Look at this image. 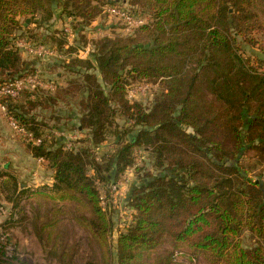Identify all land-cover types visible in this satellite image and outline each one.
<instances>
[{"label":"trees","instance_id":"obj_1","mask_svg":"<svg viewBox=\"0 0 264 264\" xmlns=\"http://www.w3.org/2000/svg\"><path fill=\"white\" fill-rule=\"evenodd\" d=\"M140 1L150 23L125 38L90 42L89 58L80 59L74 56L89 43L78 44V32L100 16V8L126 5L121 0H0V85L38 72L14 44L21 19L43 27L61 8L84 24L71 26L77 43L61 66L75 77L69 82L75 88H60L55 97L26 91L25 104L19 101L23 94L1 98L8 114L40 138L49 126L25 106L55 108L76 92L83 99L78 112L62 111L63 127L89 132L96 146L114 139L113 152L101 162L90 148L65 149L62 137L28 146L34 158L48 162L55 182L54 194L37 195L79 205L75 219L109 258L113 225L96 184H116L135 166L134 150L142 147L150 150L155 173H145L130 189L136 214L118 236L117 264H171L173 254L150 262L164 241L210 253L216 263L264 264V188L242 166L250 153L264 155V60L258 68L242 53V43L264 48V24L252 15L259 0ZM57 41L67 44L63 37ZM140 81L165 86L151 106L127 99ZM61 117L51 127L58 132L65 131ZM57 225L49 226L55 231ZM61 251L64 258L66 248Z\"/></svg>","mask_w":264,"mask_h":264},{"label":"rangeland","instance_id":"obj_2","mask_svg":"<svg viewBox=\"0 0 264 264\" xmlns=\"http://www.w3.org/2000/svg\"><path fill=\"white\" fill-rule=\"evenodd\" d=\"M112 1L116 0H106V2ZM121 3L126 4L125 6L131 10L139 12L147 24L150 23L148 9L145 8L143 1L121 0ZM106 7L104 6L102 10L100 8V16L96 17L84 31L78 32V44L83 46L90 42L97 44L105 38H125L135 31L129 30L121 20L107 14L105 11ZM255 13L260 18L261 23L264 24V0L258 1L257 9L252 12L254 16L253 20L256 17ZM41 16L42 14H38L35 20H40ZM26 20L23 22L22 28H18L14 36L27 37L35 43L45 44L58 51L60 50L59 53L63 56L68 51L67 49L74 47L77 43L76 39L72 40L66 36L64 28L72 26L73 28L78 27V30L80 26L84 25L80 19L73 20L66 15L61 8L56 9L52 21L43 27H40L37 21H30L27 24ZM62 37L67 42H72L69 48H66V45L62 47L57 43V40L59 38L62 39ZM19 53L21 58L28 64H32L33 68L45 79L55 82L57 87L54 92H49L51 96L55 97L60 88H75V86H70L69 84L71 80H76L74 79L75 77L61 68L64 65L63 62L68 60L66 57L64 59L52 58L43 62L33 59L20 51ZM242 53L246 60L258 68L260 67V61L264 60V48H262V45L250 47L242 43ZM131 86L141 87L142 90L140 93L135 94L132 99H129L127 95V99L131 102H140L145 106L153 105L160 94L163 93V90H165L164 84L161 83L152 84L140 81L135 82ZM30 93L33 94L32 92ZM26 96L27 94H23L19 100L20 104H25L27 100ZM35 97V95L32 96L31 100L35 99ZM81 98L83 99V97L76 95V92H73L70 97L60 100L58 106L55 108L51 107L42 111V109H34L30 105H26L25 107L28 112L35 114L40 122L49 126V128L44 129L42 136H49L50 140L49 138H46V140L50 142L54 137H57L56 132H58V129L51 128L57 125L54 119L62 116L60 126L63 127L64 125L62 124H66L67 121L64 119L62 111L66 112V110L71 108L78 112L77 106L82 100ZM117 122L122 124V119H117ZM53 130L56 131L53 132ZM64 130L63 132L67 134V138L71 136L76 137L73 141L72 149L90 148L98 162H101L105 156L113 152V138L96 146L90 142L89 132H81L77 128H70L69 126L64 128ZM189 132L192 131L189 129ZM20 139L24 148L27 149L28 146L32 145L31 142L29 143L21 137ZM63 139L65 142L67 141V139ZM134 159L135 166L128 169L116 184H112L111 186H106L100 182L96 184L102 196V204L108 211L113 225L112 233L108 239L111 251L109 258L93 236L83 229L75 219V214L78 213V209H81L79 205L54 203L50 198L37 195L38 191L46 192L49 195L54 194V184L52 186L47 183L46 177L44 180H41V177H44L46 172L49 178L52 177V171H48L46 164L43 163L47 162L46 160H30L31 169H38L39 175L31 173L28 167L24 168V166L23 168L19 166L16 170H13L16 172L15 174L10 169H0V205L9 208L15 217L9 223V228L17 250L23 255L21 264H117L118 236L120 233L125 232L132 224L136 214L129 204L130 189L145 173H155L150 150L142 147L136 148L134 150ZM242 166L249 169L251 171L249 176L256 181L260 180L259 182L264 188V155L252 152L242 160ZM94 174V171L90 169L89 175L94 177ZM4 177H7V179ZM19 183L23 185V189L21 190ZM114 186L117 187L114 188ZM53 223L58 224L57 231H54L49 226ZM247 240L248 238L246 237L245 242H248ZM63 246L66 248L64 258L61 254ZM153 254L150 257V262H153L156 256L160 257L159 260L165 262L173 254L171 264H227L224 261L216 263V259L210 253H195L185 245L175 248L168 241H164L156 250V253Z\"/></svg>","mask_w":264,"mask_h":264},{"label":"built area","instance_id":"obj_3","mask_svg":"<svg viewBox=\"0 0 264 264\" xmlns=\"http://www.w3.org/2000/svg\"><path fill=\"white\" fill-rule=\"evenodd\" d=\"M106 13L112 17L121 20L129 30H135L146 24L145 19L140 15L136 14L134 11L127 8L125 5H108L106 7ZM64 33L66 36L75 39L76 35L71 26L64 28ZM59 36V34H58ZM15 47L21 53L28 55L29 57L45 61L52 58L64 59L65 55L59 53L57 49L46 46L45 44L35 43L29 38L18 37L15 38ZM72 42H67L66 48H69ZM92 45L89 43L84 48L80 49L75 57L80 59H87L90 56ZM56 84L53 81L45 79L39 72L29 75L20 79L13 80L4 85H0V99L10 98L13 100L19 99L22 94L26 91L34 93L36 90H43L47 92H54L56 90ZM128 98L132 99L135 94L140 93L141 87L129 88ZM0 111L4 118L6 119L11 130L19 137L23 138L27 142H31L32 145L39 146L44 141H47L49 136L43 135L40 138H35L34 135L24 128L20 122L13 116L8 114L5 105L0 104ZM57 137H62L67 139L65 142V149H72L73 141L76 137L67 138L65 132H56ZM50 140V138H49ZM117 186H114L116 188ZM15 219L12 211L5 206L0 205V263L6 262L10 264H21L23 255L16 248L15 243L12 240L10 234L9 223Z\"/></svg>","mask_w":264,"mask_h":264},{"label":"crops","instance_id":"obj_4","mask_svg":"<svg viewBox=\"0 0 264 264\" xmlns=\"http://www.w3.org/2000/svg\"><path fill=\"white\" fill-rule=\"evenodd\" d=\"M24 21L25 20L22 19L21 23H23ZM32 159L37 160V158H34V156L31 154L28 148L26 149L23 147V143L21 142L20 137H18L10 129L6 119L4 118V116L0 111V169H5V170L10 169L15 174L16 172L13 170H16L19 166L22 168L24 166V168L28 167L31 173L39 175L38 169L36 168L31 169L30 160ZM38 160L42 161L44 159H38ZM43 163L46 164L47 167L46 169L51 172V170L48 168V162H43ZM45 177L46 180H48L47 183L53 186L54 184L53 173H52V177L49 178V175L46 172L45 176L41 177V180H44ZM4 178L7 179V177ZM19 186H20V190L23 189L22 183H19Z\"/></svg>","mask_w":264,"mask_h":264},{"label":"water","instance_id":"obj_5","mask_svg":"<svg viewBox=\"0 0 264 264\" xmlns=\"http://www.w3.org/2000/svg\"><path fill=\"white\" fill-rule=\"evenodd\" d=\"M30 21H31V20L27 19V20H26V23L28 24Z\"/></svg>","mask_w":264,"mask_h":264}]
</instances>
